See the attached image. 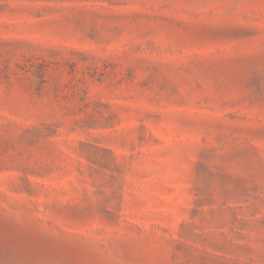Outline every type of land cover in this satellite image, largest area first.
Here are the masks:
<instances>
[{
  "label": "rangeland",
  "instance_id": "rangeland-1",
  "mask_svg": "<svg viewBox=\"0 0 264 264\" xmlns=\"http://www.w3.org/2000/svg\"><path fill=\"white\" fill-rule=\"evenodd\" d=\"M0 264H264V0H0Z\"/></svg>",
  "mask_w": 264,
  "mask_h": 264
}]
</instances>
